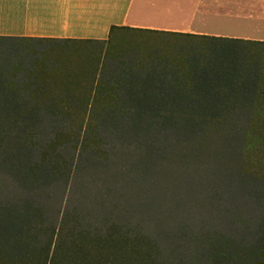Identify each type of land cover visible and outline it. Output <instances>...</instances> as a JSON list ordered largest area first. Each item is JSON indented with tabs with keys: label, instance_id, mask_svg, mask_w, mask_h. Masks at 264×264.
<instances>
[{
	"label": "rangeland",
	"instance_id": "obj_1",
	"mask_svg": "<svg viewBox=\"0 0 264 264\" xmlns=\"http://www.w3.org/2000/svg\"><path fill=\"white\" fill-rule=\"evenodd\" d=\"M108 37L50 43L45 84L28 86L43 91L45 109L14 118L18 111H3L0 104V202L32 199L44 211L45 226L71 216L92 232L110 223L138 229L156 242L165 264H206L203 254L213 237L253 242L264 182L241 174L242 142L245 131L251 140H264V45L127 29ZM9 43L0 41V66L5 60L18 66L12 82L20 89L34 54L20 47L19 56L10 55ZM81 68H93L95 77L111 83L122 78L119 94L126 79L135 77L179 82L178 92L219 93L236 101L219 108L229 114L220 124H169L125 107L124 113L88 117L79 127L52 113L49 98L65 105L64 93L75 86L71 81ZM55 137L68 140L57 148L65 175L25 188L17 181L21 166L39 164L41 149ZM85 140H100V151L85 147ZM254 149L251 159L259 153Z\"/></svg>",
	"mask_w": 264,
	"mask_h": 264
},
{
	"label": "trees",
	"instance_id": "obj_2",
	"mask_svg": "<svg viewBox=\"0 0 264 264\" xmlns=\"http://www.w3.org/2000/svg\"><path fill=\"white\" fill-rule=\"evenodd\" d=\"M163 33L264 45V42L259 41H240L177 32ZM0 41H11L7 46L3 45L11 51L10 55L15 53L19 56L20 47L27 53L34 54L31 68L26 70V78L20 89L14 88L12 82L18 66L8 60L3 61L0 66V91L4 97L3 100L0 99V104L3 111L15 108L19 115L15 114L14 118H20L19 116L27 114L29 109L36 113L38 109H45V102L41 103L45 101L43 91L34 92L36 86L32 89H28V86L37 82L40 85L45 84V59L50 58L49 51L53 48L50 43L91 40L0 36ZM29 41L37 44L48 43V48L34 49ZM92 69H88V72L83 68L79 72L80 78L74 75L75 80L71 83L75 86L72 89L67 87L64 93L67 99L65 105L54 102L52 97L49 98L52 113L61 115L70 124L78 123L77 126L81 127L88 117H101L111 111L124 113L125 107H131L135 108L136 114L148 112L169 124L183 122L184 126H192L225 122L229 114L219 108L224 105L231 106L236 101L234 96L219 93L197 94L188 89L178 92V88L182 87L179 82L162 81L156 84L154 79L135 77L126 79V90L119 94L115 88H119L120 83L124 82L122 78L114 79V83H111V80L106 78L95 77V71ZM81 85L83 90L78 91ZM66 141L68 140H57L56 137L48 140L40 151L39 164L26 163L21 166L17 181L25 188L31 185L40 188L45 185V177L48 181L63 177L65 173L59 169L57 163V148ZM99 143L100 140H85L84 146H92L95 151H100ZM242 143L245 152L241 174L264 182V140H251L248 131H245ZM253 148L259 150V153L251 159L248 153ZM251 166L257 173L248 171L252 169ZM262 212L258 215L259 232L253 242L236 243L225 237H213L203 254L204 262L264 264V209ZM72 221V217L67 216L57 225L48 223L45 226L44 211L32 199L18 198L0 202V264H165L160 258L161 253L156 242L138 229L124 230L121 224L110 223L105 229L92 232Z\"/></svg>",
	"mask_w": 264,
	"mask_h": 264
},
{
	"label": "crops",
	"instance_id": "obj_3",
	"mask_svg": "<svg viewBox=\"0 0 264 264\" xmlns=\"http://www.w3.org/2000/svg\"><path fill=\"white\" fill-rule=\"evenodd\" d=\"M124 28L264 42V0H0V36L105 40Z\"/></svg>",
	"mask_w": 264,
	"mask_h": 264
}]
</instances>
